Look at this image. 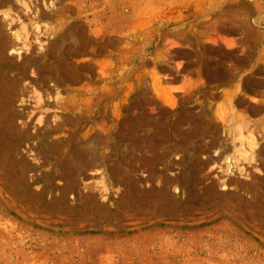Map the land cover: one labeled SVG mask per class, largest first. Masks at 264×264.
<instances>
[{
    "label": "rangeland",
    "instance_id": "374dc122",
    "mask_svg": "<svg viewBox=\"0 0 264 264\" xmlns=\"http://www.w3.org/2000/svg\"><path fill=\"white\" fill-rule=\"evenodd\" d=\"M0 264H264V0H0Z\"/></svg>",
    "mask_w": 264,
    "mask_h": 264
}]
</instances>
